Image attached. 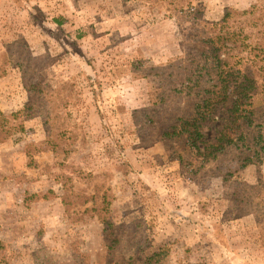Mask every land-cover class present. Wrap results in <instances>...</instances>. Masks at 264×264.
Here are the masks:
<instances>
[{
  "label": "rangeland",
  "instance_id": "1",
  "mask_svg": "<svg viewBox=\"0 0 264 264\" xmlns=\"http://www.w3.org/2000/svg\"><path fill=\"white\" fill-rule=\"evenodd\" d=\"M169 2L0 0V264H264L251 144L200 161L166 135L193 85L186 63L166 65L192 21ZM259 4L192 11L232 19Z\"/></svg>",
  "mask_w": 264,
  "mask_h": 264
},
{
  "label": "trees",
  "instance_id": "2",
  "mask_svg": "<svg viewBox=\"0 0 264 264\" xmlns=\"http://www.w3.org/2000/svg\"><path fill=\"white\" fill-rule=\"evenodd\" d=\"M257 1L255 10L232 19L229 12L219 19L200 11L194 14L195 0L169 2L168 10L186 14L192 21L188 27L179 23L184 55L170 57L166 65L173 70L186 63L193 85L185 94L188 102L183 116L176 115L179 123L166 135L184 140L200 161L225 153L235 140L250 143L254 161L264 162V0ZM54 22L62 24L59 17ZM99 70L94 71L90 87L95 100L104 85ZM180 93L174 92L173 97ZM96 111L104 125L100 108ZM165 247L160 246L152 257L160 256Z\"/></svg>",
  "mask_w": 264,
  "mask_h": 264
}]
</instances>
